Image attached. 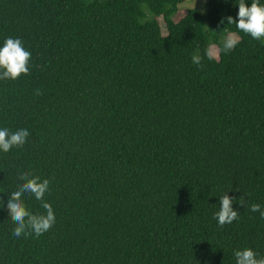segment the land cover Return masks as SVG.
<instances>
[{
  "label": "trees",
  "instance_id": "trees-1",
  "mask_svg": "<svg viewBox=\"0 0 264 264\" xmlns=\"http://www.w3.org/2000/svg\"><path fill=\"white\" fill-rule=\"evenodd\" d=\"M184 1L0 0V47L19 38L31 53L27 74L0 79V128L30 133L0 150V264L264 257L250 210H264V38L227 24L239 0H205L204 14ZM230 33L240 42L224 52ZM24 172L50 181L43 201L23 195L33 214L53 208L40 236L13 234ZM226 192L238 219L221 227Z\"/></svg>",
  "mask_w": 264,
  "mask_h": 264
},
{
  "label": "clouds",
  "instance_id": "clouds-1",
  "mask_svg": "<svg viewBox=\"0 0 264 264\" xmlns=\"http://www.w3.org/2000/svg\"><path fill=\"white\" fill-rule=\"evenodd\" d=\"M238 20L232 16L226 17L227 24H236V27L250 34L254 39L264 38V4L260 0H251V5L246 4L245 0H239ZM224 23V20H221ZM240 42L238 35L230 33L223 41L222 50L229 52L235 48ZM213 51H209L208 56L212 58ZM31 53L23 47V43L19 38H7L2 47H0V79H17L21 74L29 72V60ZM193 62L200 63V57H194ZM38 94L39 91H38ZM26 128H20L15 132H11L7 128H0V150L8 152L13 147H21L29 136ZM21 180L24 182L8 196L7 209L10 218L15 222L14 235L20 237L21 234L34 233L40 236L47 232L55 224V215L50 203L43 202L42 207L46 210V214H33L30 212L23 200L25 193H30L37 200L43 201L44 195L49 191L50 181L39 176L31 175L29 172L22 173ZM2 199V198H0ZM236 197H230L227 192L220 197L219 211L215 213L218 224L222 227L225 224H231L238 219V211L233 208ZM239 203L245 204L244 197H240ZM252 212L259 211L264 217V210H261L259 204L251 205ZM237 264H264V257L258 254L250 247L237 250L234 253Z\"/></svg>",
  "mask_w": 264,
  "mask_h": 264
},
{
  "label": "rangeland",
  "instance_id": "rangeland-1",
  "mask_svg": "<svg viewBox=\"0 0 264 264\" xmlns=\"http://www.w3.org/2000/svg\"><path fill=\"white\" fill-rule=\"evenodd\" d=\"M86 1H89V0H86ZM179 7H181V8H194L203 14L205 13V9H206L205 8V0H186L183 3H181L179 5ZM159 22H160L163 33H165L164 32V30H165L164 23H163L161 18H159ZM212 51L215 53L214 49Z\"/></svg>",
  "mask_w": 264,
  "mask_h": 264
}]
</instances>
